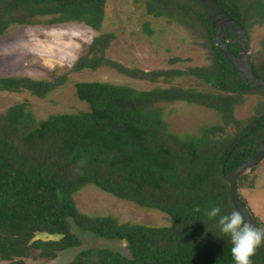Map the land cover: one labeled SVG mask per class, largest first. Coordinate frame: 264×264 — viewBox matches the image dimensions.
I'll return each instance as SVG.
<instances>
[{
  "label": "trees",
  "instance_id": "1",
  "mask_svg": "<svg viewBox=\"0 0 264 264\" xmlns=\"http://www.w3.org/2000/svg\"><path fill=\"white\" fill-rule=\"evenodd\" d=\"M217 1L249 39L251 28L264 25V0ZM107 2L0 0V38L14 26H37L47 17L53 18L51 24L76 22L100 31ZM146 11L197 31L208 64L187 72L129 69L108 58L116 36L103 34L61 77L0 79V93L28 92L41 100L67 85L72 73L105 67L154 83L191 76L199 85L197 89L174 86L138 91L128 85L81 82L76 84V95L88 104V111L37 120L30 106L22 103L0 113V263L53 261L60 253L81 248L84 241L74 232L76 226L83 233L124 242L130 257L92 248L81 251L70 264H234L229 238L207 212L214 205L224 213L238 211L223 166L233 146L264 115V91L247 82L219 51L199 0H148ZM230 49L239 55L236 43ZM251 64L256 76L264 80V62L255 58ZM251 98L259 99L254 116L237 120V109ZM179 102L214 110L222 123L205 128L199 137L173 134L161 105ZM263 140L264 117L233 152L225 174L249 161ZM246 179L244 175L239 180L240 188ZM90 186L142 209L161 212L171 225L121 224L111 216H89L78 207L77 196ZM253 262L264 264V246Z\"/></svg>",
  "mask_w": 264,
  "mask_h": 264
},
{
  "label": "rangeland",
  "instance_id": "2",
  "mask_svg": "<svg viewBox=\"0 0 264 264\" xmlns=\"http://www.w3.org/2000/svg\"><path fill=\"white\" fill-rule=\"evenodd\" d=\"M148 0H108L106 18L100 31L82 23L51 24L52 17L42 19L37 26H14L5 37L0 38V79L29 77L39 81H50L69 73L83 55L87 46L103 34H115L108 58L129 69L162 71L178 69L187 72L191 68L208 64L203 40L197 31L168 18H156L146 11ZM252 61L264 62V25L250 29ZM181 60L173 63L176 60ZM81 82H103L128 85L138 91H152L162 87L199 88L196 78H179L172 83L150 82L133 79L112 68L97 72L72 73L69 83L41 100L28 92L0 93V113L11 107L27 103L37 120L53 115L76 114L88 111L87 103L76 95V84ZM202 89V88H201ZM259 104L251 98L236 111V119L250 120ZM164 117L170 132L180 137H199L207 127L222 123L214 110L185 102L162 104ZM232 134V132L230 131ZM240 193L264 229V162L246 174ZM254 184V189L251 185ZM78 207L89 216H111L121 224H142L150 227L171 225L169 217L161 212L146 210L90 186L77 196ZM74 232L84 241L81 248L60 253L53 261L30 259L28 264H70L79 253L92 248L110 249L130 257L127 245L122 241H109L81 232ZM47 238V235H41ZM54 237L53 239H56ZM59 239V238H57ZM5 264V263H0Z\"/></svg>",
  "mask_w": 264,
  "mask_h": 264
},
{
  "label": "water",
  "instance_id": "3",
  "mask_svg": "<svg viewBox=\"0 0 264 264\" xmlns=\"http://www.w3.org/2000/svg\"><path fill=\"white\" fill-rule=\"evenodd\" d=\"M204 6L208 17L211 21L213 29V39L217 45L219 51L225 56L226 60L236 68L243 78L249 82L254 88L264 91V80L257 77L252 66L251 55V41L248 37L246 30L226 11H224L217 0H199ZM232 33L234 39H231L230 33ZM232 43H236L240 48L239 55H236L230 49ZM264 115L259 118L254 125L244 135L246 137L253 130H255ZM242 137L232 148L230 154L225 160L223 166V172L225 180L231 187V199L242 215L245 217V221L254 227L260 228L259 220L255 214L251 211L249 205L246 204L240 193L239 180L246 174L257 169L264 162V140L261 143L259 150L256 154L246 163L239 166L229 175L225 174L226 163L229 161L233 152L242 142Z\"/></svg>",
  "mask_w": 264,
  "mask_h": 264
},
{
  "label": "clouds",
  "instance_id": "4",
  "mask_svg": "<svg viewBox=\"0 0 264 264\" xmlns=\"http://www.w3.org/2000/svg\"><path fill=\"white\" fill-rule=\"evenodd\" d=\"M207 216L216 220L220 232L229 238L234 264H254L253 257L264 246V229L246 222L241 211L224 213L219 205L210 207Z\"/></svg>",
  "mask_w": 264,
  "mask_h": 264
}]
</instances>
